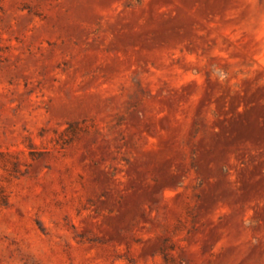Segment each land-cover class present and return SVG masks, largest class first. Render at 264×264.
<instances>
[{"label": "rangeland", "instance_id": "374dc122", "mask_svg": "<svg viewBox=\"0 0 264 264\" xmlns=\"http://www.w3.org/2000/svg\"><path fill=\"white\" fill-rule=\"evenodd\" d=\"M0 264H264V0H0Z\"/></svg>", "mask_w": 264, "mask_h": 264}]
</instances>
